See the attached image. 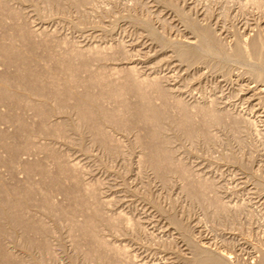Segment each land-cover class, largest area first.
Wrapping results in <instances>:
<instances>
[{
  "label": "rangeland",
  "instance_id": "rangeland-1",
  "mask_svg": "<svg viewBox=\"0 0 264 264\" xmlns=\"http://www.w3.org/2000/svg\"><path fill=\"white\" fill-rule=\"evenodd\" d=\"M264 264V0H0V264Z\"/></svg>",
  "mask_w": 264,
  "mask_h": 264
},
{
  "label": "bare ground",
  "instance_id": "bare-ground-1",
  "mask_svg": "<svg viewBox=\"0 0 264 264\" xmlns=\"http://www.w3.org/2000/svg\"><path fill=\"white\" fill-rule=\"evenodd\" d=\"M218 264V263H217Z\"/></svg>",
  "mask_w": 264,
  "mask_h": 264
}]
</instances>
